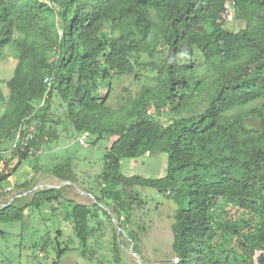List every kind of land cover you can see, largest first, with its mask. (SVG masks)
<instances>
[{"label":"trees","instance_id":"1","mask_svg":"<svg viewBox=\"0 0 264 264\" xmlns=\"http://www.w3.org/2000/svg\"><path fill=\"white\" fill-rule=\"evenodd\" d=\"M228 1L0 0V54L13 45L18 55L7 82L14 108L0 119V145L17 141L6 167L18 157L12 169L17 171L32 156L31 148L42 147L57 95L76 131L115 138L101 182L121 187L124 195L102 189L103 198L130 209L144 204L135 187L172 195L178 206L172 248L179 264L230 263L216 256L213 243V212L223 201L259 219L256 236L264 246V147L246 146L224 123L227 113L264 98V0H233L236 16L245 22L236 33L225 30ZM143 54L153 60L140 61ZM202 60L211 73L199 78ZM137 68L155 71L156 85L144 86L118 110L107 106L99 82H109L114 72L136 75ZM199 101L206 103L204 110L186 117ZM164 111L175 117L159 119ZM32 129L36 136L29 140ZM158 151L168 157L163 176L122 173L124 161ZM53 173L68 184L77 181L71 159ZM8 176L0 175V182ZM53 199V190L39 191L25 207L2 208L0 220L19 222L26 208ZM70 217L75 236L87 247L95 216L89 206L76 204ZM128 222H119L120 228ZM119 246L115 236L116 253Z\"/></svg>","mask_w":264,"mask_h":264},{"label":"rangeland","instance_id":"2","mask_svg":"<svg viewBox=\"0 0 264 264\" xmlns=\"http://www.w3.org/2000/svg\"><path fill=\"white\" fill-rule=\"evenodd\" d=\"M60 23L58 17L57 24L60 26ZM244 26L245 22L237 14L226 23L225 30L236 33ZM105 30L108 33L110 27L105 26ZM183 59L189 60V56ZM53 60L50 58V63ZM152 60L147 54L140 57L144 63ZM160 60L161 57L157 61ZM17 62L18 55L13 45L0 54V90L3 97L0 98V119L14 108L9 102L7 82L14 76ZM202 63L196 70L199 78L211 73V66L207 62ZM156 78L157 73L153 70L137 68L136 75L114 72L109 82H99L100 94L106 98L107 106L118 110L144 86H155ZM205 105V102L199 101L185 116L201 113ZM157 117L170 122L175 116L164 111ZM224 123L241 143L264 147V98L227 113ZM46 132L44 143L38 149L41 153L23 160L15 172L12 169L18 157H13L7 167L5 165V159L12 156L14 143L4 141L0 145V175L10 173L0 182L2 205L25 207L40 189L55 187L51 189L54 199L41 207L29 206L21 221L0 220V264H173L176 255L172 248V226L178 206L172 195L135 187L144 204L141 208L134 206L130 209L122 208L114 199L103 198L100 194L102 189L116 190L124 195L121 187L101 182L105 154L115 138L106 134L101 138L90 136L82 145L79 142L82 133L76 131L63 114L57 95L52 99ZM68 159L72 160L77 176L74 184L63 182L53 173L55 166ZM167 164V154L158 151L124 161L121 171L128 177L158 178L166 173ZM26 182L30 188H21L20 185ZM96 197L100 198L99 202ZM76 204L89 206L91 215L95 216L90 221L94 234L87 247L82 246L75 236L73 219L70 217ZM213 213L216 256L222 261H230L229 264H257L254 250L264 252V246L258 243L256 236L255 226L259 224V219L254 217L253 220L251 215L224 201ZM125 218H129V222L120 231L113 219L119 225ZM115 236L120 245L118 253L114 250Z\"/></svg>","mask_w":264,"mask_h":264},{"label":"built area","instance_id":"3","mask_svg":"<svg viewBox=\"0 0 264 264\" xmlns=\"http://www.w3.org/2000/svg\"><path fill=\"white\" fill-rule=\"evenodd\" d=\"M236 12H237V8H236V5H235V2L233 0H229L226 3V5H225V13H224V15H225V18H226V23L229 22V21H232L236 17ZM47 81L49 83V80H47ZM35 134H36L35 130L32 129L31 130V134L29 136V140H34L35 136H36ZM88 138H89V134L88 133H83L82 136L79 139V142L83 145L84 141L86 139H88ZM16 143H17V141H16ZM16 143H15V146H16ZM29 153L32 156H34V155L36 156L37 154H40L41 151L38 150V149L36 150L34 148H31ZM262 253H263L262 251L255 250L254 257L257 259ZM173 262H174L173 264H179V258L175 257Z\"/></svg>","mask_w":264,"mask_h":264},{"label":"water","instance_id":"4","mask_svg":"<svg viewBox=\"0 0 264 264\" xmlns=\"http://www.w3.org/2000/svg\"><path fill=\"white\" fill-rule=\"evenodd\" d=\"M0 180H1V177H0ZM53 188H55V187H51V188H48V189H40L41 191H44V190H51V189H53ZM7 207V206H6ZM112 215V214H111ZM113 221H114V223L116 224V226H117V228L121 231L122 229L121 228H119V225H118V223H117V221L116 220H114L113 219ZM136 255V254H135ZM257 264H264V252L257 258Z\"/></svg>","mask_w":264,"mask_h":264},{"label":"crops","instance_id":"5","mask_svg":"<svg viewBox=\"0 0 264 264\" xmlns=\"http://www.w3.org/2000/svg\"><path fill=\"white\" fill-rule=\"evenodd\" d=\"M3 203H2V201L0 200V207H2L3 206V208L4 207H6V206H4V205H2ZM1 209V208H0Z\"/></svg>","mask_w":264,"mask_h":264},{"label":"clouds","instance_id":"6","mask_svg":"<svg viewBox=\"0 0 264 264\" xmlns=\"http://www.w3.org/2000/svg\"><path fill=\"white\" fill-rule=\"evenodd\" d=\"M149 155V154H148ZM2 209V208H1Z\"/></svg>","mask_w":264,"mask_h":264}]
</instances>
